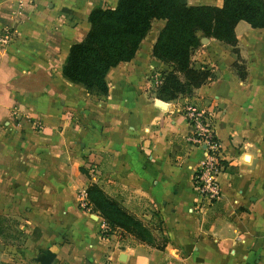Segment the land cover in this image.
Listing matches in <instances>:
<instances>
[{
    "label": "crops",
    "instance_id": "crops-1",
    "mask_svg": "<svg viewBox=\"0 0 264 264\" xmlns=\"http://www.w3.org/2000/svg\"><path fill=\"white\" fill-rule=\"evenodd\" d=\"M115 3L0 0V28L12 30L0 45V264H264V27L238 20L236 54L198 32L191 60L215 76L163 100L150 92L168 68L150 54L163 25L153 19L133 56L106 71V94L95 95L61 64L90 8ZM185 102L213 114L220 196L209 202L193 188L203 150L188 138ZM89 182L163 246L120 229L101 236V217L76 204Z\"/></svg>",
    "mask_w": 264,
    "mask_h": 264
},
{
    "label": "trees",
    "instance_id": "trees-1",
    "mask_svg": "<svg viewBox=\"0 0 264 264\" xmlns=\"http://www.w3.org/2000/svg\"><path fill=\"white\" fill-rule=\"evenodd\" d=\"M84 36L72 42L61 64L62 75L81 84L88 92H107L105 73L120 61L129 60L153 19H163L150 48V54L166 63L150 92L163 100L191 96L196 87L215 74L206 64L195 65L191 53L200 44L198 32L210 36L237 53L235 23L242 19L251 27H264V0H221L220 5L189 4L186 0H116L112 7L95 5L87 14ZM237 76L244 66L232 63ZM88 202L110 226L130 233L156 248L150 226L123 209L95 182L85 187ZM159 225V222L156 224ZM159 231V230H158Z\"/></svg>",
    "mask_w": 264,
    "mask_h": 264
},
{
    "label": "built area",
    "instance_id": "built-area-1",
    "mask_svg": "<svg viewBox=\"0 0 264 264\" xmlns=\"http://www.w3.org/2000/svg\"><path fill=\"white\" fill-rule=\"evenodd\" d=\"M11 37L12 30L9 27L0 28V45L6 44ZM156 81L157 77L154 82ZM181 109L192 128L188 138L196 145L201 146L203 150V157L193 174L194 191L200 202L215 200L220 196L218 173L221 167V160L218 141L213 133L212 110L208 107H199L188 102L183 103ZM76 204L81 209L92 211L85 188L77 191ZM114 229L103 218H100L98 232L101 236L108 235Z\"/></svg>",
    "mask_w": 264,
    "mask_h": 264
},
{
    "label": "water",
    "instance_id": "water-1",
    "mask_svg": "<svg viewBox=\"0 0 264 264\" xmlns=\"http://www.w3.org/2000/svg\"><path fill=\"white\" fill-rule=\"evenodd\" d=\"M204 39V37H202ZM157 103H162L159 99H156Z\"/></svg>",
    "mask_w": 264,
    "mask_h": 264
},
{
    "label": "rangeland",
    "instance_id": "rangeland-1",
    "mask_svg": "<svg viewBox=\"0 0 264 264\" xmlns=\"http://www.w3.org/2000/svg\"><path fill=\"white\" fill-rule=\"evenodd\" d=\"M157 76H158V74H157Z\"/></svg>",
    "mask_w": 264,
    "mask_h": 264
}]
</instances>
